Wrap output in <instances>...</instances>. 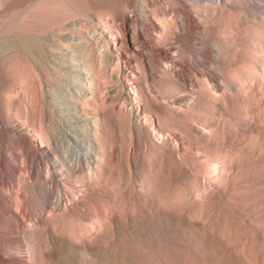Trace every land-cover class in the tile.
<instances>
[{
    "label": "rangeland",
    "instance_id": "obj_1",
    "mask_svg": "<svg viewBox=\"0 0 264 264\" xmlns=\"http://www.w3.org/2000/svg\"><path fill=\"white\" fill-rule=\"evenodd\" d=\"M70 34L68 30L61 37L48 34L47 40L32 49L36 58L32 59L33 91L35 99H41L49 134L56 136L50 138L51 147L64 159L70 147L68 151L81 163V169L77 165L71 176L63 169L58 177L59 203L64 206L84 197L82 182L98 179L113 163V180L130 194L134 209L139 201L147 206L154 203L165 190L175 193L174 215L165 208L161 211L160 251L155 248L154 255L142 258L131 246L126 264H264V159L255 163L237 157L241 150L264 154V114L260 116V110L252 108L241 125L260 116L258 127L243 132L228 113L234 87L227 86L223 94V88L206 84L199 99L197 86L180 90L181 86L172 82L173 73L162 67L156 71L159 83L154 86L146 64L139 62L134 66L137 80L128 83L124 78L132 77L123 71L106 31L97 28ZM193 36L197 41L190 42L198 53L213 44L206 34ZM229 53L235 54V49ZM239 55L237 52V58ZM133 90L142 98H134ZM13 117L9 123H23ZM23 126L24 133L34 137L33 131ZM255 138L263 142L252 147L249 140ZM20 173L27 181L34 180L26 168ZM77 207L83 208L81 204ZM214 209L221 213L218 223L208 218ZM68 212L65 226L70 229L76 220L71 208ZM145 213L150 220L151 212ZM90 218L80 222L97 230V223ZM48 229L34 239L36 254L29 264H103L67 233L60 237ZM1 247L12 248V244ZM10 254L3 257L4 264L19 258Z\"/></svg>",
    "mask_w": 264,
    "mask_h": 264
},
{
    "label": "bare ground",
    "instance_id": "obj_2",
    "mask_svg": "<svg viewBox=\"0 0 264 264\" xmlns=\"http://www.w3.org/2000/svg\"><path fill=\"white\" fill-rule=\"evenodd\" d=\"M97 28L106 31L117 48L123 71L132 77L124 78L128 83L138 78L134 67L138 62L146 64L154 86L159 83L156 71L162 67L173 73L172 82L177 83L175 87L180 85V90L197 86L199 99L206 84L223 88V94L227 86L234 87L233 97H228V113L243 132L258 127L257 119L264 114V0H0V264H4L6 253L19 257L13 264H29L36 254L34 239L47 228L60 237L67 233L85 253L103 264H126L131 246L142 258L162 248L161 211L165 208L174 215L175 193L165 190L154 203L147 206L139 201L134 209L130 194L113 180V163L98 179L82 182L84 197L64 206L59 203L58 177L63 169L71 176L77 165L81 169V163L68 151L70 147L66 159L55 155L51 147L50 138L56 136L49 134L41 99H35L33 91L32 59L36 58L32 49L47 40L48 34L59 37L68 30L81 35ZM199 34L213 38V44L201 53L190 42L197 41L193 35ZM233 49L236 53L231 55ZM131 92L134 98L141 97ZM254 107L260 116L241 125ZM13 116H18L34 137L24 133L23 123H9ZM249 142L254 147L263 139ZM237 157L257 163L264 154L241 150ZM23 167L34 180L27 181L20 173ZM210 173L216 174V170ZM79 204L83 207L80 210ZM68 208L76 220L70 229L65 226ZM146 211L151 212L150 220ZM220 215L214 209L208 218L218 223ZM89 216L97 223V230L80 222ZM4 243L12 244V248L1 247Z\"/></svg>",
    "mask_w": 264,
    "mask_h": 264
}]
</instances>
